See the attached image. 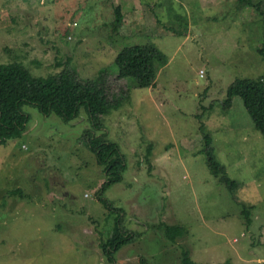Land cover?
<instances>
[{"label": "rangeland", "instance_id": "obj_1", "mask_svg": "<svg viewBox=\"0 0 264 264\" xmlns=\"http://www.w3.org/2000/svg\"><path fill=\"white\" fill-rule=\"evenodd\" d=\"M251 2L0 0V65L20 62L34 77L107 72L121 106L102 128L127 164L101 196L119 217L98 200L86 111L65 123L25 105L26 131L0 145V264H111L100 244L117 220L136 238L116 264H180L183 250L198 264H264V137L240 97L222 102L236 79L264 74V0ZM150 42L169 59L156 86L116 77L115 55ZM205 132L241 185L235 196L208 167ZM164 225L185 232L170 241Z\"/></svg>", "mask_w": 264, "mask_h": 264}, {"label": "trees", "instance_id": "obj_2", "mask_svg": "<svg viewBox=\"0 0 264 264\" xmlns=\"http://www.w3.org/2000/svg\"><path fill=\"white\" fill-rule=\"evenodd\" d=\"M240 2L253 5L251 0ZM257 9L260 10L259 5ZM114 14L118 22L121 11L114 8ZM260 14L264 16V11L260 10ZM258 52L264 58V40ZM168 62L167 55L157 44L150 42L122 48L115 55L113 65L118 71L116 77L120 80L129 79L135 81L136 87L149 89L156 86L158 72L166 68ZM108 95V74L105 70L89 79L79 78L73 70H62L47 77H34L20 62L0 65V145L20 138L26 131L29 116L23 111L25 105L33 106L44 116L56 115L65 123L77 119L81 111L85 110L90 127L84 130V144L95 154L104 175L98 200L104 207L116 210L120 217L121 210L113 208L101 197L110 186L123 181L127 170L126 157L121 148L117 143L108 141L107 133L102 128V118L121 106V100L110 101ZM235 97L242 99L255 129L264 137V74L257 79H236L228 89L227 99L222 101L225 107L230 108ZM203 152L212 175L227 185L235 196L241 185L229 176L227 168L218 161L209 132L204 133ZM243 212L248 217L246 207ZM164 231L170 241L185 232L182 227L168 225H164ZM135 238L134 233L124 230L117 220L112 235L100 244L107 261L116 264L114 252ZM141 264L149 262L142 259ZM180 264L198 263L191 259L187 250H183Z\"/></svg>", "mask_w": 264, "mask_h": 264}]
</instances>
